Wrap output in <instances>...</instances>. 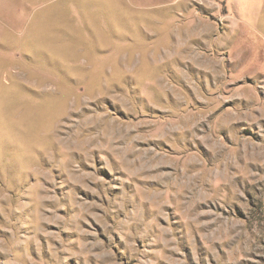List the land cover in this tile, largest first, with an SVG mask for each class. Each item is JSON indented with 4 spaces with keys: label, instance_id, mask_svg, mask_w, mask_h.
Listing matches in <instances>:
<instances>
[{
    "label": "rangeland",
    "instance_id": "374dc122",
    "mask_svg": "<svg viewBox=\"0 0 264 264\" xmlns=\"http://www.w3.org/2000/svg\"><path fill=\"white\" fill-rule=\"evenodd\" d=\"M0 264H264V0H0Z\"/></svg>",
    "mask_w": 264,
    "mask_h": 264
}]
</instances>
